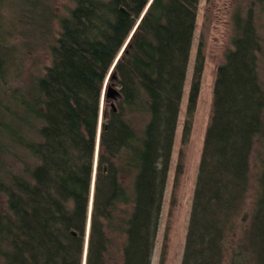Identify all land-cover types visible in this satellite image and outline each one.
I'll return each mask as SVG.
<instances>
[{
	"label": "trees",
	"instance_id": "trees-1",
	"mask_svg": "<svg viewBox=\"0 0 264 264\" xmlns=\"http://www.w3.org/2000/svg\"><path fill=\"white\" fill-rule=\"evenodd\" d=\"M67 2L56 13L44 0H0V264L83 263L102 101L85 264H151L198 0H152L119 56L149 0ZM262 15L264 0H252L231 16L181 264H264ZM35 29H49L48 62L26 77L27 45L14 40ZM203 66L201 39L182 146ZM166 249L165 236L159 264Z\"/></svg>",
	"mask_w": 264,
	"mask_h": 264
},
{
	"label": "rangeland",
	"instance_id": "rangeland-1",
	"mask_svg": "<svg viewBox=\"0 0 264 264\" xmlns=\"http://www.w3.org/2000/svg\"><path fill=\"white\" fill-rule=\"evenodd\" d=\"M44 1L47 6L51 7L52 12L54 11L56 13H62L63 5L68 3L67 0ZM251 1L252 0H198L195 29L190 48L182 97L179 105L174 143L163 193L162 209L159 217L151 264H159L161 247L164 243L165 236L167 249L164 264H181L198 163L201 155L206 126L211 112L216 68L218 64L223 61L224 50L231 46V36L233 33L231 18L232 13L239 10L244 15ZM258 9L259 8L257 6L256 11H258ZM50 24V28H53V26H55V21L52 19ZM47 25H49V22ZM21 26L23 28L29 27L28 25L24 26L23 24H21L20 27ZM258 26L259 31H261L264 35V15L258 19ZM42 31L43 30L35 29L33 32L27 33V35H20L19 33L16 34L14 42L22 40V44L24 43L27 45V48L23 47V51L25 53L23 75L26 77L28 72L33 68L32 64L34 61L48 62V51L46 46L50 33L48 29V32L46 30L44 31L47 33L39 34V32ZM201 39L203 41L204 66L201 75L200 89L195 111L192 116L189 140L182 146L181 132L185 119L187 96L195 62V55ZM260 76L264 82V63L262 69H260ZM180 148H182V169L176 177V165L180 157ZM95 157L96 156L94 154V160ZM255 171V166H252V177L254 176ZM95 177L96 169L94 171L93 163V185H95ZM174 177L176 178V181ZM93 194L94 189L91 192L90 188V198L93 197ZM252 200L253 197H249L248 204H250ZM88 236L89 230L86 226L85 241L87 240V245ZM84 252L85 251H83V257Z\"/></svg>",
	"mask_w": 264,
	"mask_h": 264
},
{
	"label": "water",
	"instance_id": "water-1",
	"mask_svg": "<svg viewBox=\"0 0 264 264\" xmlns=\"http://www.w3.org/2000/svg\"><path fill=\"white\" fill-rule=\"evenodd\" d=\"M152 0H149V4ZM147 4V6L149 5ZM147 6L145 7L144 11L142 12V14L140 15V17L137 19L136 23H135V26L133 27L131 33L129 34L128 38L126 39L125 43L123 46H125L127 44V42L129 41L132 33L135 31L136 27L138 26L139 22L141 21L142 19V16L143 14L145 13L146 11V8ZM121 11H123L127 16L130 15V13L128 11H126L123 7L120 8ZM121 52V51H120ZM120 55V53L118 54V56ZM101 108L103 107V101L101 102ZM111 107H112V110L115 111V105H114V102H111ZM100 130H101V117L99 118V122H98V129H97V142H96V146H95V160H94V171L96 169V164H97V152H98V144H99V135H100ZM94 189V185H93V180L91 181V192L93 191ZM93 198V197H92ZM92 198L89 199V204H88V218H87V229L89 230V226H90V216H91V209H92ZM84 259H83V264H85V259H86V252H87V240L85 241V246H84Z\"/></svg>",
	"mask_w": 264,
	"mask_h": 264
},
{
	"label": "bare ground",
	"instance_id": "bare-ground-1",
	"mask_svg": "<svg viewBox=\"0 0 264 264\" xmlns=\"http://www.w3.org/2000/svg\"><path fill=\"white\" fill-rule=\"evenodd\" d=\"M148 4H149V2H148ZM148 7V6H147ZM144 11V10H143ZM123 12V11H122ZM142 14V13H141ZM144 15V14H143ZM143 17V16H142ZM126 46V45H125ZM125 46H123V48L121 49V52H120V54L123 52V50H124V48H125ZM103 98V97H102ZM102 116H103V107L101 108V110H100V115H99V118L101 117V119H102Z\"/></svg>",
	"mask_w": 264,
	"mask_h": 264
}]
</instances>
